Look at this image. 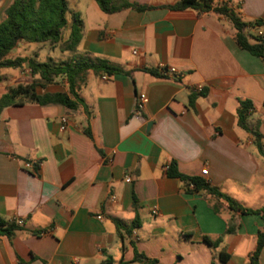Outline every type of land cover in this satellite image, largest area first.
<instances>
[{
	"label": "crops",
	"instance_id": "1",
	"mask_svg": "<svg viewBox=\"0 0 264 264\" xmlns=\"http://www.w3.org/2000/svg\"><path fill=\"white\" fill-rule=\"evenodd\" d=\"M11 1L0 0V22ZM122 1L148 9L107 14L95 0H66L62 42L71 14L82 21L74 52L21 42L8 54L39 62L87 54L125 73L89 72L75 110L25 103L0 111V220L19 227L0 235V264H100L107 257L142 264L134 251L160 264H249L261 214L232 211L202 191L187 193L192 186L168 177L165 167L174 162L182 175L244 208L263 207L264 157L253 134L237 125L236 111L240 101L251 103L248 125L264 152V59L236 45L222 15L167 8L179 0ZM212 4L227 6L245 24L259 22L264 33V0ZM255 27L245 34L254 36ZM162 68L175 72L163 75ZM28 69L27 63L1 69L0 91L30 84ZM56 80L36 93L66 92L65 81ZM139 93L147 98L140 114ZM113 219L137 227L127 235ZM204 237L219 243L210 246ZM257 264H264V247Z\"/></svg>",
	"mask_w": 264,
	"mask_h": 264
},
{
	"label": "trees",
	"instance_id": "2",
	"mask_svg": "<svg viewBox=\"0 0 264 264\" xmlns=\"http://www.w3.org/2000/svg\"><path fill=\"white\" fill-rule=\"evenodd\" d=\"M95 2L100 10L107 14L128 7L137 11L148 9L146 7L129 5L122 0H95ZM167 8L176 11L185 9H193L198 12L212 11L224 16L234 28L233 38L236 45L251 55L264 59V35L258 37L245 34L246 28L259 26V22L245 24L227 6H214L212 0H179ZM67 14L66 0H12L8 5L4 18L0 22V70L21 68L24 63H27L30 75L35 77V79L30 84H19L9 88L0 97V111L8 106L23 105L25 103L37 105L58 104L68 110H75L80 105H83V100L79 96V90L84 85L89 72H93L94 74L104 73L108 76L125 73L120 67L113 66L104 59L90 57L87 54H73L69 59L61 62H53L51 60L39 62L34 59L8 57V54L21 42L43 44L51 48L57 47L61 52H74L81 39L82 21L78 14H71V30L67 40L62 42V31L67 25ZM249 39H252L254 42L250 43ZM146 71L153 76H159L154 70L148 69ZM58 78H62L65 81L66 92L44 93L42 95L36 93V87L43 89L47 85L54 83ZM1 79L2 77L0 76ZM251 107L249 101H240L236 111L237 125L253 134L257 148L264 157L260 144L261 136L248 125V115ZM166 175L178 178L182 182L191 185V188H188V186L185 189L187 193L202 191L217 201L225 203L228 209L232 211H238L241 214H261L263 231L258 232L255 248L249 258V264H257L258 255L264 247V205L259 210L244 208L228 195L209 186L204 180L182 175L178 172L174 162L169 164ZM113 223L118 231L123 229L127 235L137 227L136 221H133L128 228H124V224L117 219H113ZM16 230H19V227L15 223H7L0 220V235L10 237ZM203 240L210 246L219 243V240L213 242L206 237ZM219 258L222 261L227 259L222 254L219 255ZM134 261L142 264H160L157 260L147 258L136 251H134ZM100 264H112V259L107 257Z\"/></svg>",
	"mask_w": 264,
	"mask_h": 264
},
{
	"label": "built area",
	"instance_id": "3",
	"mask_svg": "<svg viewBox=\"0 0 264 264\" xmlns=\"http://www.w3.org/2000/svg\"><path fill=\"white\" fill-rule=\"evenodd\" d=\"M253 29H254V32H255L254 36H258L259 37V36H263L264 35V33L258 27H255ZM160 72L163 75H167V74H173L175 72V70L172 69V68H169V69L162 68V69H160ZM146 102H147V98H146L145 94H143V93L137 94V96H136V113L140 114L143 111ZM67 124H68L67 117H65V116L61 117L60 118V126H59L60 131H64L66 129V127H67ZM25 167L26 168H30L31 164L30 163H26ZM165 170H167V166L165 167ZM200 173H201V175H206L207 171H206V169H202L200 171ZM17 224L21 225L22 221L21 220L17 221Z\"/></svg>",
	"mask_w": 264,
	"mask_h": 264
},
{
	"label": "rangeland",
	"instance_id": "4",
	"mask_svg": "<svg viewBox=\"0 0 264 264\" xmlns=\"http://www.w3.org/2000/svg\"><path fill=\"white\" fill-rule=\"evenodd\" d=\"M8 71H14V69H7ZM28 71H29V69H28ZM28 74H30V71L28 72ZM62 80V78H58L56 81H61ZM3 93H5V90H1L0 91V95L1 94H3Z\"/></svg>",
	"mask_w": 264,
	"mask_h": 264
}]
</instances>
